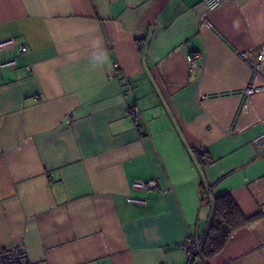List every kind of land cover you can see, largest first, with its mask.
Wrapping results in <instances>:
<instances>
[{"label":"crops","instance_id":"1","mask_svg":"<svg viewBox=\"0 0 264 264\" xmlns=\"http://www.w3.org/2000/svg\"><path fill=\"white\" fill-rule=\"evenodd\" d=\"M205 12L202 0H0V42L12 40L0 47V249L21 242L25 264H186L182 242L228 193L256 218L206 263L264 264L252 143L264 89L235 118L241 90L264 85V60L249 67L264 0H226L206 12L212 27Z\"/></svg>","mask_w":264,"mask_h":264},{"label":"built area","instance_id":"2","mask_svg":"<svg viewBox=\"0 0 264 264\" xmlns=\"http://www.w3.org/2000/svg\"><path fill=\"white\" fill-rule=\"evenodd\" d=\"M225 1L226 0H202V2L206 6V12L217 10L225 3ZM206 12L199 16V22L201 24H205L209 27H212L211 23L209 22L207 18ZM11 41H12L11 39L1 41L0 47L4 46L7 43H10ZM19 49L21 52L26 51V47L24 44H21L19 46ZM195 56H196L195 53H191L188 55V60L191 62L192 65H194L193 57ZM262 60H264V44H262L260 51L255 56V58L249 61V67L252 69L254 73L258 71ZM9 61L6 60L4 63H8ZM259 89H264V85L257 87V86H253L250 84L246 88L241 90L242 98H241V102L239 104L237 113L235 115V118L238 117V114L241 111H244L245 109H247L248 96L252 92L257 91ZM127 114L132 118L135 128L139 130L141 128V124H140L141 112L135 101H131L128 103ZM228 131L232 132L233 128L232 127L229 128ZM252 143L259 152H264V133L253 138ZM134 185L137 187H141V188L151 189V188L157 187V182L155 179H151L148 181L135 182ZM182 247L187 251V254H188V259H187L186 264H190L193 254L199 251L197 238L196 237L186 238L182 242ZM26 260H27V254H26L25 246L21 242H17L13 245L6 246L0 249V264H25ZM80 264H87V263H80ZM196 264H205V262L203 261L202 258H198Z\"/></svg>","mask_w":264,"mask_h":264},{"label":"trees","instance_id":"3","mask_svg":"<svg viewBox=\"0 0 264 264\" xmlns=\"http://www.w3.org/2000/svg\"><path fill=\"white\" fill-rule=\"evenodd\" d=\"M193 153L199 162V166L203 167L204 164L212 162L204 150L194 149ZM202 176L204 177V175ZM202 181L205 190L208 192L210 185L205 184L203 179ZM211 206V214L204 232L194 236L198 240L199 251L193 254L190 264H196L198 258H202L207 264L206 259L221 252L235 230L256 218V216L243 215L228 193L212 196Z\"/></svg>","mask_w":264,"mask_h":264}]
</instances>
